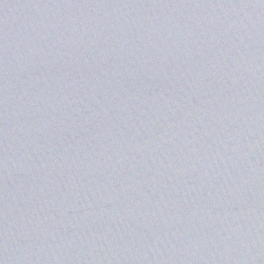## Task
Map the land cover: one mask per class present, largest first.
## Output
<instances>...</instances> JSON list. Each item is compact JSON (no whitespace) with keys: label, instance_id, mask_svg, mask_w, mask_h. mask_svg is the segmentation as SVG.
Listing matches in <instances>:
<instances>
[{"label":"water","instance_id":"water-1","mask_svg":"<svg viewBox=\"0 0 264 264\" xmlns=\"http://www.w3.org/2000/svg\"><path fill=\"white\" fill-rule=\"evenodd\" d=\"M0 264H264V0H0Z\"/></svg>","mask_w":264,"mask_h":264}]
</instances>
